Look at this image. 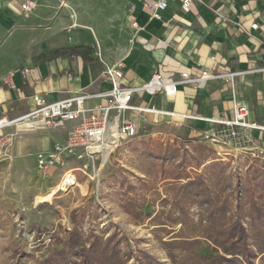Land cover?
Here are the masks:
<instances>
[{"label":"crops","instance_id":"crops-1","mask_svg":"<svg viewBox=\"0 0 264 264\" xmlns=\"http://www.w3.org/2000/svg\"><path fill=\"white\" fill-rule=\"evenodd\" d=\"M22 1L0 0V117L27 113L34 108V95L53 102L104 91L110 87L104 72L119 61L125 65L121 83L129 86L142 85L156 71L180 81L182 72L200 76L264 67V0H190L187 8L183 0H166L160 20L152 19L146 6L153 0H32L28 12L21 11ZM9 74L14 87L4 81ZM254 79L264 80V71L234 78L236 99L248 106L249 122L264 126L241 93ZM258 88L264 98V81ZM177 89L173 97L158 93L152 99L134 93L132 104L151 102L165 112L160 121L195 134L208 132L201 127H224L212 119L231 109L229 81L178 84ZM126 116L138 121L133 112ZM73 124L47 129L42 151L63 141ZM250 131L255 143L264 138Z\"/></svg>","mask_w":264,"mask_h":264},{"label":"rangeland","instance_id":"rangeland-1","mask_svg":"<svg viewBox=\"0 0 264 264\" xmlns=\"http://www.w3.org/2000/svg\"><path fill=\"white\" fill-rule=\"evenodd\" d=\"M262 81L254 79L251 89L241 88V93L254 115L264 119V98L258 93ZM205 129L207 133L195 134L163 121L148 125L112 153L97 156L86 174L77 171L78 186L36 203L37 195L54 188L63 169L52 167L45 177L37 167L39 145L49 130L11 126L7 132L13 134L12 145L0 159V264H42L65 247L75 230L87 242L91 233L102 239L113 235L121 248V264H208L221 250L216 252L203 235L180 234L181 224L171 223L177 216L174 204L181 199L170 187L182 173L178 163L190 155L184 168L189 178L202 174L210 162L222 163L232 182L224 191L231 197L227 215L236 217L239 197L244 209L264 211V160L253 153L256 139L249 129L215 125L200 131ZM198 160H203L200 167L195 166ZM69 166L77 168L78 163ZM237 177L242 195L235 186ZM79 184L86 186L84 193ZM192 201L186 202L187 216L197 225L206 213ZM249 219L243 220L253 235ZM259 258L254 264H261Z\"/></svg>","mask_w":264,"mask_h":264},{"label":"built area","instance_id":"built-area-1","mask_svg":"<svg viewBox=\"0 0 264 264\" xmlns=\"http://www.w3.org/2000/svg\"><path fill=\"white\" fill-rule=\"evenodd\" d=\"M190 0H183L182 7L187 8ZM150 10L152 19H161L159 11L167 6L166 0H153L146 5ZM34 8L32 0H23L20 9L23 12ZM134 6L130 7L132 13ZM133 27H138L135 20L131 21ZM237 26L242 27L240 22ZM251 29H256L257 24L252 23ZM125 65L122 61L107 67L105 77L110 87L97 93H77L64 99L53 102L45 101L41 96L34 95V108L16 118L0 117V159H5L12 145L13 134L4 132L11 126L25 125L29 128H44L49 130L64 129L65 123H74L65 132L63 141L54 142L48 151H40L36 155L37 167L45 176H49L52 167H62L57 183L54 186V194H63L78 186L77 171L86 174L95 158L103 153H112L123 140L135 139L144 127L160 121L165 112L157 109L153 103L147 105L132 104L134 93H144L151 99L158 93L168 97L177 94L178 84H203L211 79H226L231 83V109L223 112L219 119L213 122L226 128H246L264 133V126L248 121V106L236 99L234 78L260 69L247 71H233L224 74L203 72L200 76H193L190 72H182L181 80L175 81L171 76L160 72H154L148 80L140 86H129L121 83L124 77ZM9 74L4 81L14 85L10 81ZM127 112L137 115L138 121L126 116ZM253 153L257 158L264 160V138L259 137L254 145ZM78 163V167H70V164ZM53 194V195H54Z\"/></svg>","mask_w":264,"mask_h":264},{"label":"trees","instance_id":"trees-1","mask_svg":"<svg viewBox=\"0 0 264 264\" xmlns=\"http://www.w3.org/2000/svg\"><path fill=\"white\" fill-rule=\"evenodd\" d=\"M186 158L178 163L181 167L179 175H175L170 187L180 192L181 199L174 204L177 216L171 223L181 224L180 234L191 236L203 235L213 242L221 254L214 259L208 258V264H254L255 259L260 256L259 261L264 264V211L257 212L255 207L243 208L240 201L236 204L237 216L233 217L227 212L230 210L231 201L229 195H224L227 188L232 185L231 177L225 175L222 163L213 162L205 165L203 173L189 178L184 172ZM203 160H198L195 166L200 167ZM209 175H206V173ZM238 178V177H237ZM187 179L186 182L177 180ZM238 193H242L243 186L240 177L235 185ZM242 195V194H241ZM194 198L192 203L203 208L206 218H200L197 225L187 216V200ZM249 216V227L254 230L251 235L245 228L244 218ZM195 241L194 243H197ZM65 247L46 259L42 264H121V248L111 235L102 239L90 235V242L83 239L81 232L75 230L71 233ZM85 245H88L86 248ZM263 254V255H262Z\"/></svg>","mask_w":264,"mask_h":264},{"label":"bare ground","instance_id":"bare-ground-1","mask_svg":"<svg viewBox=\"0 0 264 264\" xmlns=\"http://www.w3.org/2000/svg\"><path fill=\"white\" fill-rule=\"evenodd\" d=\"M24 127V126H23ZM104 157V156H103ZM81 191L84 193L86 190V186L83 184H79ZM54 194V188H51L49 191L43 194H39L36 196L35 201L36 203H42L45 201H50Z\"/></svg>","mask_w":264,"mask_h":264}]
</instances>
